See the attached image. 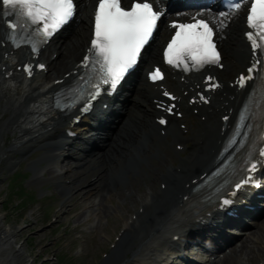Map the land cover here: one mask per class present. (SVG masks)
Returning <instances> with one entry per match:
<instances>
[{
	"label": "bare ground",
	"instance_id": "1",
	"mask_svg": "<svg viewBox=\"0 0 264 264\" xmlns=\"http://www.w3.org/2000/svg\"><path fill=\"white\" fill-rule=\"evenodd\" d=\"M80 1L82 2H80L81 7L78 11L79 23L70 27V33L68 32L66 38L60 43L56 42L53 45L48 43L41 49L39 58L44 64H47V72L38 73L28 83H21L26 88V94L20 101L22 105L15 101L9 115L0 121V141H3L6 134L14 136V133L18 132L20 128L18 123L23 118L22 111L24 108L29 109L27 107L33 105L35 101L48 104L49 100L47 98L59 88V86L47 88L46 85L52 84L53 79L46 82L45 74L58 76L77 70L75 65L85 48H87L90 36L89 8L83 4L93 0ZM145 1H150L156 7L162 6L161 9H164L163 0ZM216 15L211 16V20H213L212 24L215 27H221V31L225 34V39L220 41V45L222 47L223 63L228 67L222 75L227 77L235 71L238 73V68L243 69L249 60V55L239 53V49L247 50L243 45L244 42L241 41L243 26L239 12L230 15L226 19V21H229L226 26H221L218 21H215L214 17L218 18ZM170 21L167 20V22ZM157 33V37L151 44L148 55L143 61L149 56L156 55L159 47L158 43L166 36L165 31H161V29ZM217 36L219 37V33H217ZM8 38H10V35L6 34L2 20H0V87L1 81L4 80L1 77L2 69L4 68L8 73L13 69L17 73L15 65L20 66L29 56L28 51L23 50L21 47L17 48L16 51L10 49L6 43L2 47L4 39ZM40 45L41 43H38L37 47ZM52 53L56 54L55 58H50ZM150 61L154 62V60ZM145 67L146 64L134 75L133 97L124 104L127 109L129 106H133L132 110H128L124 123L121 122L112 130H109L108 138L100 147L95 143V140H98L101 136L100 132H95L97 139L89 138L82 141L81 148L79 144L77 145V143H80L78 141L79 136H81L80 132L78 137L74 139L67 138L63 133V129L69 127V121L65 126L55 127L46 139H42L43 136L37 137V131L31 129L28 135L17 137L13 145L8 148V151H12L11 148H16L20 157L27 156L35 149H43L44 153L35 163H41L45 158H49L53 165L59 166L61 171H66V174L63 172L65 175L62 178L59 177V172L52 175L56 172V169L54 168V170L52 167L49 172L50 177H44V180V175L41 174L35 177L34 180L37 182L46 181V183H50L51 180L56 181L61 195L68 196L66 203L85 206L82 207L80 218L88 212L94 213L96 216L94 220L98 218L97 221L93 222L91 228L98 227L102 223L100 219H105L107 224L111 223L114 227L113 236L121 231L110 253H105L102 264H119L134 246H139L138 250L141 253V257L136 258L135 262L156 264L157 259L163 257L165 259L160 261L159 264H168L166 258L180 257L182 256L181 251L190 250L191 247L184 238L185 231L190 232L197 229L198 232H202L203 230L212 229L213 226L223 227L226 224L223 217L216 215L212 205L201 209L195 202L196 198H189L185 201L189 197L190 190L185 189V187L190 186L193 179H197L209 170L222 139L221 124L218 117L221 114H231V123L234 121L233 115L241 105V103L236 104L240 93L225 83L221 90L210 94L211 106L209 108L212 109L211 114H207L198 104L192 107L188 106L186 96L183 93L178 95L177 106L183 114V123L191 115L190 110L195 108L201 110L200 115H205L206 120L200 121L198 118L199 122L194 123L184 132L177 126L178 119L172 118L170 125L162 128L164 132L161 135L160 131L156 132L157 126L152 123V116L157 112L150 101L152 96L155 97L154 100H158V92L154 87L144 82L142 70ZM70 76L65 79V82L69 81ZM199 80L198 75L193 76L191 83L186 88L184 84L183 92L192 95L191 89L199 84ZM221 81L224 80L221 79ZM162 85L169 86V89H173L175 92L179 90L180 86H183L165 81L162 82ZM22 89L21 87L18 88L16 94H21ZM0 90V94L3 91L7 92L5 86ZM8 94L11 95H8L5 99H0L1 104H5V106L9 105V101L15 95L11 92H8ZM246 96L247 93H244L241 95V99L244 100ZM3 111L7 112V110ZM37 112L39 113L31 112L26 115L35 119L45 117L41 111ZM98 118L103 120L100 116ZM67 119L68 117H66ZM122 119L123 116L120 117V121ZM85 120L83 119L82 122H85ZM107 126L110 125L103 123L98 130H104ZM115 133V138L112 140ZM162 138L168 143V147L159 143ZM168 138H170L169 141H167ZM91 140L93 141L92 144H90ZM88 144H90L89 147L86 146ZM158 145L161 151L159 153L152 152ZM186 150L188 152L182 157L183 152ZM8 151H2L8 155L4 157L2 154L0 161L13 167L17 162L11 161ZM78 151L82 152L83 156H77L76 152ZM64 155L74 157L75 162L65 158L61 161L58 160V157ZM72 165L74 167L70 168ZM64 179L68 183H63L62 186L61 181ZM158 184L165 185V188L158 189L156 187ZM179 194H182V199H179ZM244 196H248V194H241L239 201L244 199ZM177 198L180 201H175ZM262 203L264 205V202ZM213 206L217 208V204H213ZM237 207L241 209L239 205ZM134 211H136L137 217L131 219ZM250 214L252 213H248V215ZM3 220L4 218L0 214V264H35V260L27 253L23 244L14 245L13 240L17 237L19 231L5 227ZM258 225L260 226L254 229L253 237L242 253L243 255L241 257L239 255L242 247L238 249L237 256L235 254L221 258V264H250L251 261L260 259L264 253V235L261 236L264 231V219L258 221L256 226ZM152 231L156 232L159 241H156L155 248L148 250L147 246L149 244H145L143 241ZM247 234L245 238H247ZM187 239H191V237ZM241 243L244 244L245 241H241ZM229 245H231L230 242L225 243L222 247L219 245L214 251L216 253L206 255L204 261L210 262L212 258H217V255L221 253V249H225ZM231 249H233V245L230 247ZM63 257L64 255L61 254L59 258ZM177 260L179 259L177 258ZM173 263L174 261L169 264Z\"/></svg>",
	"mask_w": 264,
	"mask_h": 264
},
{
	"label": "snow or ice",
	"instance_id": "2",
	"mask_svg": "<svg viewBox=\"0 0 264 264\" xmlns=\"http://www.w3.org/2000/svg\"><path fill=\"white\" fill-rule=\"evenodd\" d=\"M243 3L244 0H233L229 12L221 13V17L239 11ZM74 12V0H0V20L10 30V34H6L10 35L11 43L17 48L28 44L34 53L38 51V43L47 42L69 22ZM9 17L12 19L9 20ZM159 18L160 14L147 2H135L130 9H125L121 0H99L94 14V33L89 54L84 57L81 65L95 74L89 84L94 89L88 93L91 99L99 95L102 85L115 88L129 68L136 64ZM246 21L251 30L246 33V37L254 63L247 69V75L239 77L237 83L240 88L255 79L254 73L264 71V0H250ZM171 27L176 31L164 52L168 65L189 72L199 71L207 65L220 64L221 57L213 39L214 30L206 21L173 23ZM24 71L31 75L32 69L26 65ZM150 79L161 80L163 75L156 69ZM211 80L209 77V82ZM210 86L213 89L219 87L218 84ZM79 98L77 95L74 99ZM204 102L207 103V100ZM160 123L165 124L166 121L161 119ZM260 155L264 156V151ZM255 167L252 164L248 170H254ZM240 186L238 184L237 188Z\"/></svg>",
	"mask_w": 264,
	"mask_h": 264
},
{
	"label": "rangeland",
	"instance_id": "3",
	"mask_svg": "<svg viewBox=\"0 0 264 264\" xmlns=\"http://www.w3.org/2000/svg\"><path fill=\"white\" fill-rule=\"evenodd\" d=\"M8 140L15 142L13 135H5L0 141V158L2 154L4 157L8 155L2 152ZM43 152L36 150L24 157L10 153L11 161L17 162L13 167L0 162V214L5 227L19 231L13 240L14 245L23 244L35 264H102V254L107 251L113 236V225L100 219L101 225L91 228L93 222L98 220H94V213L88 212L80 218L85 206L64 204L62 195L56 192V181L46 183L34 180L41 174L44 175L43 179L51 176L49 161L44 159L41 163H35ZM15 172L27 173L22 181L23 186L34 196L33 203L28 206L17 207L20 198L7 188ZM53 216L55 221L51 219ZM61 254L64 258L60 262Z\"/></svg>",
	"mask_w": 264,
	"mask_h": 264
}]
</instances>
